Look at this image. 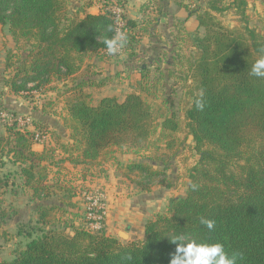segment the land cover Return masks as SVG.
Returning a JSON list of instances; mask_svg holds the SVG:
<instances>
[{"label":"trees","instance_id":"16d2710c","mask_svg":"<svg viewBox=\"0 0 264 264\" xmlns=\"http://www.w3.org/2000/svg\"><path fill=\"white\" fill-rule=\"evenodd\" d=\"M97 1L98 13L86 10L93 0L72 12L66 0H0V26L8 24L15 36L24 39L19 64L9 56L7 66H13V75L5 84L21 94L45 86L53 91L57 82L74 78L65 99L71 143H59V148L69 153L74 164L115 160L122 150L149 152L145 161L117 166L122 177L143 191L166 183L167 169L190 137L199 158L188 169L187 191L172 198L165 213L146 222L142 240L124 241L81 225H70L72 232L49 227L34 237L33 231L42 230L40 224H53L58 213L67 210L45 203L54 194L42 172L50 154L33 146L48 128L33 123L34 130L21 129L13 123L6 128L7 135L0 136V161L3 164V156L12 154L13 162L20 164L31 200L39 202L37 226L20 228L18 233L28 241L0 264H170L176 248L170 238L177 234L219 242L229 255L237 254V264H264V79L250 75L259 49L264 48V34L248 26V1L177 3L195 15L203 29L201 35L184 37V30L177 35L184 54L174 55L172 66L178 71L172 76L184 94L181 113L175 110L174 99L161 96L159 79L147 64L140 66L135 90L122 101L105 96L93 103L86 88L100 87L102 82L91 77L94 73L83 66L84 58L106 51L104 39L114 35L107 26L118 28L116 14L106 5L111 3ZM118 1L124 7L125 1ZM164 6L165 0H148L143 8H156L161 14ZM228 10L239 16L241 27H227L219 19L218 14ZM148 18L138 23L123 14L131 56L136 54L138 38L149 29L146 25L152 23ZM201 93L204 107L199 110L195 101ZM8 174H0V207ZM8 215L0 209V219ZM201 217L215 221L211 231L200 223Z\"/></svg>","mask_w":264,"mask_h":264},{"label":"rangeland","instance_id":"374dc122","mask_svg":"<svg viewBox=\"0 0 264 264\" xmlns=\"http://www.w3.org/2000/svg\"><path fill=\"white\" fill-rule=\"evenodd\" d=\"M87 1L66 0V4L69 11L72 12ZM105 1L107 3L112 2V0ZM125 3L123 7L117 2V4H113L112 8L117 13L127 16L134 15L137 19H142L146 16L147 19L151 17L145 8L143 9V13L141 12L139 14L135 4H130L131 6L129 5L128 10L126 9L128 3ZM194 3L198 4L197 1H192L190 4ZM258 9H262V6L257 8L256 3H253L249 7L251 18L248 26L260 30L264 34V12L260 14L258 12L260 10ZM218 17L224 25L230 28L241 27L243 25L239 16L232 11L219 14ZM151 22V24L146 25L150 27L148 31L142 37L138 38L135 43V51L138 57H136L137 59H135L134 64H130L134 68L132 67L131 69L126 65L128 62H132L128 45L120 53L115 55H109L107 51L86 55L83 66H89L90 72L94 73L91 77L98 82H102L100 87L93 86L86 88V91L91 93L94 104L104 96H116L118 100L122 101L128 93L135 90L136 83L140 79L137 76L141 73L140 66L146 63L150 67V72L153 76L156 74V78L159 79L161 96L174 99L176 101L175 110L178 112L182 111V104H184V101H182L184 99L183 90L180 85L175 83L176 79L172 76L175 71H178L172 66L174 55L184 54L182 50L184 44L180 40H177V35L179 30L187 32L186 34L183 33L184 37L189 33L201 35L203 29L188 31L182 28L181 20L173 15L168 18L165 25L155 24L152 20ZM183 39L185 41V38ZM23 42V36H15L10 31L8 24L0 26V136H6V128L13 123H17V126L21 129L34 130L35 126L33 123H40L41 126L48 128V134L45 136L38 135V140L35 144L36 149L40 150L41 147H45L48 154H50V159L42 164L46 166L42 172L47 175L48 182L53 185L54 194L45 203L65 206L67 210L65 213L60 211L53 224L45 226H41L40 224L39 227H42V230L33 231L32 235L34 237L41 235L49 227H56L66 232H72L70 225L87 227V195H95L98 193L97 191L105 195L104 201L107 205L108 212L112 200H115L116 196H119L117 193L121 194L120 196L123 198L130 199L129 204L132 203L133 197L142 199V193H145V191L127 179L118 181L113 177V174L110 177L107 174L108 170L104 169V167H106V163L113 165L112 168H114L117 164L124 167L133 161H145L148 159L149 152L136 154L128 150L117 151L115 160H109L104 163L102 162L103 160L96 161L89 166H81L77 172L71 170L70 165L65 164L61 160L65 156L60 151V148H58L59 143H68L70 134L65 124V118L67 117L65 99L69 92L68 89L76 82H74V78L69 77L57 82L55 84L57 88L53 91L49 90V86H45L39 91L24 92L21 94H15L10 91L5 81L9 77H12L13 66L8 67L7 63L10 61L9 56L12 55L11 58L13 59L11 61L15 65L19 64L18 61L23 54L19 46ZM133 69L135 70L132 71ZM80 80L78 79L76 81L79 82ZM179 116L181 115L179 114ZM193 146L194 143L190 137L185 144L180 146L178 155L172 160L170 168L166 171V183L162 185L155 184L153 186L155 190L152 188L155 192L151 191L153 195L159 193V191L164 193L169 192L173 196H181L186 193L189 183L188 169L199 158ZM5 161L6 165L4 164L1 167L0 164L2 168L1 172L10 170V179L14 182L5 191L3 203L0 207V209H5L9 214L5 219H0V260L12 259L14 254L25 246L28 238L19 234L18 231L20 228L33 230V227L37 226L36 208L39 203L31 200L32 191L30 188L28 189V187L23 186L22 183L24 182L19 178L20 168L17 165H13L11 160ZM69 195H71V200L68 198ZM70 203H74V206H71ZM165 212L166 207L160 211V213ZM107 219L108 217L104 220L103 227V230L107 234L115 236L114 229L121 228V231H125L129 235V230L125 229L124 223L111 226L112 232H110L111 230L108 229ZM115 237L123 240L119 235Z\"/></svg>","mask_w":264,"mask_h":264},{"label":"crops","instance_id":"0c3cea01","mask_svg":"<svg viewBox=\"0 0 264 264\" xmlns=\"http://www.w3.org/2000/svg\"><path fill=\"white\" fill-rule=\"evenodd\" d=\"M124 1H126V3H128V5L126 6V9L129 10V7L131 5L135 4L137 6L136 10L138 9V12L140 14L141 12L143 13V9H144L143 5L148 0H124ZM179 1H182L183 3H186L189 6H194V5H196L195 3L194 4H190V3H192V1H197L198 4H204V3H206L207 0H165V6L163 8V13H161V14L157 13L158 11L156 10V8H152V9L147 10V12H149L150 16H151L150 19L153 20V22H155V24L159 23V24L165 25L167 23L168 18H170L173 15L177 19L181 20L182 25L181 24L180 25L183 26L182 28H185L188 31L193 30V29H198L199 30L200 28H198V20H197L196 16L195 15H190L182 6L178 5L177 3ZM247 1H248L247 14L250 16V18H251V15L249 13V7L252 6L253 3L257 4V8L259 6H262V9H258L260 11H258V10L257 11L260 14H263V12H264V0H247ZM225 2L226 3H230L231 0H225ZM93 3H94L93 6H91L89 8L86 7V10L89 11V12H93V13L100 12L101 3L98 2V1H95V0H93ZM228 11H232L233 12V10H228ZM226 12L227 11H225L223 13H226ZM128 17L136 20L138 23L143 22V20L147 18V16L142 18V19L140 18L141 21H139L140 19H137L134 15H129ZM143 25L144 24H141V26H143ZM178 28H181V27H178ZM258 31H260V30H258ZM140 37H142V36H140ZM135 53H136V51H135ZM136 57H138L137 54L132 56V62L126 63V65L129 68L132 69L133 65L131 67L130 64H134L135 59H137ZM143 65L144 64H142V66ZM134 70L135 69H133L132 71H134ZM137 76L140 77V74L137 75ZM101 98H103V97H101ZM68 143H71L70 136H69ZM35 144L33 146V148L35 150L40 151V152L47 151V149L45 147H41L40 150L36 149L35 148ZM57 151H58V149H57ZM60 151L65 156L61 160L64 161L65 164L70 165V169L71 170H75V172L80 170L81 166H89L90 164H94L96 162V161H94V162H88V163L74 164V163H72V161L69 158V153L64 152V150H62L61 148H60ZM6 157H7V159H6ZM5 160H7V161L11 160L12 164L13 165H17L20 168V172H21L20 164L19 163L16 164V163L13 162L12 154H8V155L3 156V161L4 162L2 164L1 161H0L1 167L4 166V164L6 165V161ZM97 161H102V159H98ZM102 162L104 163L106 161L103 160ZM112 166L113 165L106 163V167H104V169L108 170L107 174L110 177L113 174V177L116 178L118 181L125 180V178L120 176V174L117 171L118 164L115 165L114 168H112ZM1 167H0V174L1 175H5V174L9 173L8 174L9 175L8 176L9 177V185L4 190V194H3V196H4L5 195V191L9 188V186L11 184H13L14 181H12V179H10L11 171L10 170L9 171H4L2 173L1 172L2 168ZM20 172H19V178H21V180H23L21 175H20ZM22 184H23V186L27 187L24 183H22ZM28 189H29V187H28ZM153 189L151 191L155 192V191H153ZM151 191H150V193H149V191L148 192L145 191V193H142L143 194L142 195L143 196L142 199H139V198L136 199V197H133L131 204H129V200L130 199L123 198L122 196H120L121 194L117 193L119 196H116V199L112 200V203L110 204V210L108 212V219H107V225L109 226L108 229L111 230L110 227L114 226L115 224L118 225V224L124 223L125 229L129 230L128 231L129 236H130L129 240H131V241H133V240H142L144 238V227H145L146 222L148 220L152 219L157 213H160V211H162L163 208L165 209V207H166V211H167L168 205H169L171 199L174 198V197H177L176 195L175 196L171 195L169 192L168 193H166V192L164 193V192H160V191H159V193H156L155 195H153V193ZM3 196H2V199H3ZM181 196H183V195H181ZM72 200H73V198H72ZM141 201H142V203H141ZM119 231H121V228L114 229V232L116 233L117 236L119 235ZM110 232H112V230Z\"/></svg>","mask_w":264,"mask_h":264},{"label":"clouds","instance_id":"9594fccd","mask_svg":"<svg viewBox=\"0 0 264 264\" xmlns=\"http://www.w3.org/2000/svg\"><path fill=\"white\" fill-rule=\"evenodd\" d=\"M106 31L114 32L111 38H105L104 44L109 55L120 53L127 45L128 37L126 33L108 25ZM260 56L252 64L250 75L264 79V48L259 49ZM195 106L202 110L204 107L203 94L196 99ZM197 185L193 184L192 189L196 190ZM200 223L211 231L215 226L212 219L200 218ZM170 241L176 244L175 252L172 254L170 264H237V254L229 255L224 245L198 241L197 239H187L183 235H172Z\"/></svg>","mask_w":264,"mask_h":264},{"label":"built area","instance_id":"2783aa9c","mask_svg":"<svg viewBox=\"0 0 264 264\" xmlns=\"http://www.w3.org/2000/svg\"><path fill=\"white\" fill-rule=\"evenodd\" d=\"M105 0H103V3ZM119 1H113L108 5V8L116 14L118 18V29L126 33V23L123 19V14L117 13L113 8V4H117ZM120 5V4H119ZM111 6V7H110ZM121 6V5H120ZM107 51V50H106ZM38 140V136H37ZM95 195H87V205H86V219L88 221L87 228L91 231H101L104 227V220L108 217V208L105 203V195L97 191Z\"/></svg>","mask_w":264,"mask_h":264},{"label":"water","instance_id":"95a60500","mask_svg":"<svg viewBox=\"0 0 264 264\" xmlns=\"http://www.w3.org/2000/svg\"><path fill=\"white\" fill-rule=\"evenodd\" d=\"M119 237H121L124 241H128L130 238L125 231H119Z\"/></svg>","mask_w":264,"mask_h":264}]
</instances>
